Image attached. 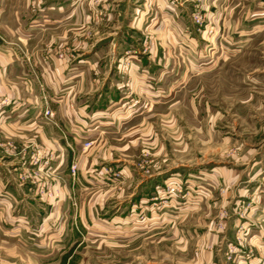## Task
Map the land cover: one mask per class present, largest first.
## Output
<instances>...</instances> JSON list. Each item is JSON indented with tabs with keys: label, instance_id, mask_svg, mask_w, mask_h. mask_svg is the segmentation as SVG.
Here are the masks:
<instances>
[{
	"label": "crops",
	"instance_id": "crops-1",
	"mask_svg": "<svg viewBox=\"0 0 264 264\" xmlns=\"http://www.w3.org/2000/svg\"><path fill=\"white\" fill-rule=\"evenodd\" d=\"M201 1L205 11L215 16L212 40L230 43L234 39L241 48L258 35L264 41V0ZM66 2L58 0L42 4L40 12L46 19L48 11H66ZM181 10L183 6L178 8L166 0H156L155 14L160 13L162 17L161 20L153 17L156 30L165 27H190L192 30L190 23L186 26L185 23L181 25L178 18H164L165 14L177 17L174 13ZM6 12L4 2L0 0V19ZM45 19L39 23L35 19L29 20L28 29L19 24L13 26V38L23 44L35 43V40L42 42L46 38L36 35L38 32L60 26L64 21L59 17V20L54 19L59 22L52 25ZM192 35V31H188L186 38L192 41ZM172 37V32L158 36L154 49L140 55L126 70L121 67L119 61L123 53L118 50L122 45L130 44L132 39L124 34L107 37L110 42L107 52H102L105 50L101 47L102 39L90 53L76 50L69 54V59L59 58L53 51L47 52L36 46L30 49L23 62L20 54L0 44V264H69L62 257L75 239H83L85 235L103 236L99 228L101 222L116 224L124 221L121 230L126 236L136 232L126 225L128 221L132 225L133 220L139 222L140 227L136 228L139 232L163 228L165 220H170L171 224L184 221L179 227L173 226V232L184 244L194 242L185 264H264L263 70L253 68L249 72L246 85L250 91L246 98L234 103L236 113L231 121L237 124L235 131L232 130L234 126L227 125L230 123L228 115L220 117L221 130L214 131L211 126L210 130L204 128L196 143L189 131L188 137L181 138V129L186 126L178 127V135H173L179 136L182 150L178 146V150L170 154L164 141L159 142L157 137L156 154L161 158L157 171L144 176L138 184L135 181L132 186L135 188L126 195L107 189L116 183L107 180L101 168L95 165L94 146L88 154L80 156L77 174L70 177V160L65 155L69 157L79 150L89 149L96 139L110 137L136 119L144 120L141 115L147 111L143 110V104L148 99L152 108L165 102H171L168 106H173L178 102L176 95L190 86V81L187 85L182 79L187 71L195 77L212 69L206 59L197 70L189 68V63L180 64L179 57L183 59L186 55L173 49ZM198 39L207 37L198 35L196 42ZM245 55L244 50L238 53L242 59ZM45 106L53 110L52 118L43 114ZM244 107L246 114L242 110ZM179 120L171 115L162 116L164 123H181ZM247 120L251 121V127ZM214 122L207 120V123ZM140 134L147 138L146 132ZM5 139L19 141H11L15 149L9 153L2 147ZM85 140L91 144L83 148ZM36 141L42 143L38 148L45 155H56L57 158L51 173L59 174L62 179L48 183L57 191L52 199H40L33 184L20 182L17 178L18 169L36 148ZM229 145L235 147L234 154H228ZM114 162L115 159L109 157L103 166L113 167ZM123 167L121 181L132 177L129 164ZM174 173L187 175L189 181L203 182L201 179H204V187L209 189L205 203L209 208L218 205L225 210V228L216 229L215 214H209L207 210L202 226L196 227L188 218L191 208L165 212L164 207L153 206L158 187ZM70 189L77 194L75 205L68 194ZM135 206L139 212H133ZM137 215L141 216L139 220ZM118 230L116 227L110 232L121 231ZM230 250L233 258L227 259ZM246 253H251L249 258ZM149 264L160 263L151 261Z\"/></svg>",
	"mask_w": 264,
	"mask_h": 264
},
{
	"label": "rangeland",
	"instance_id": "rangeland-1",
	"mask_svg": "<svg viewBox=\"0 0 264 264\" xmlns=\"http://www.w3.org/2000/svg\"><path fill=\"white\" fill-rule=\"evenodd\" d=\"M57 1L3 0L7 12L0 19V44L8 46L10 51L20 54L24 59L23 62H26V54L30 49L36 46H41L47 52L53 51L59 58L68 57L69 59V54L76 50L83 54L90 53L102 39L101 47L105 48L102 52H107L109 49L106 47H110L108 46L110 42L106 40L107 37H118L124 34L132 39L130 44L125 47L122 45L118 50V52L123 53L119 62L122 69L126 70L131 67L134 61H138L140 55L150 53L154 49L159 40L157 39L158 36L163 37L172 32L174 36L172 40L174 39L175 46L170 47L186 55L183 56V59L179 57L180 64L189 63V68L197 70L196 68L206 59L212 66V69L204 74L193 77L191 76L193 73L187 71L182 76L187 85L190 81L189 90L177 94L175 101L178 102L173 106H168L171 102H165L157 108H152L148 103L150 99H148L143 104V110L147 111L141 115L144 120L136 119L134 123L119 128L110 137L104 136L105 138L96 139L89 149L79 150L69 157L64 156L70 162L75 161L79 164L80 156L88 154L94 146L95 149L92 152L96 154V166L103 167L109 157L115 159L114 165H112V169L115 171H121L124 164H129L132 169L130 172L132 177L129 179L120 180L124 175L122 171L119 177H108L107 180L116 183L114 186L107 187V189L111 188L114 193L122 192L126 195L135 188L132 187L135 181L138 184L144 179V176H149L157 171L161 162V158L156 154L157 137L159 142L164 141L165 148L170 154L172 151H177L178 146L181 149L178 142L179 136L174 137L175 135H173L177 134L178 127L186 126L185 129H181V138L188 137L187 131H189L190 136L195 137L194 142L196 143L197 139L202 137L204 128L210 130L209 126H211L213 130H221L219 121L221 115L230 117L229 122L233 125L228 123V126L237 125L231 121L235 118L236 113L234 103L238 99L246 98L250 91L246 85L249 72L253 68H258L264 72V41L262 36L258 35L256 39L244 44V48L237 45L234 39L230 43L212 40L210 36L214 35L215 32V16L213 13L205 11V4L201 0H166L178 8L183 6V10L174 13L177 14V17L164 13V18H178L181 25L185 23L186 26H189L188 23H190L192 30L190 27H181V29L165 27L160 29V32L156 30V24L153 21V17L158 18L157 20L162 18L160 13L155 14L156 0H67L66 11H48L45 13V19L44 13L40 12V6ZM231 2L234 3L235 0H231ZM197 16H200L202 25L195 22ZM59 17L64 20L60 26L51 27V29L44 30L45 32L40 31L36 34L42 39L46 38L42 42L35 40V43L33 41L23 44L13 38L11 32L13 26L19 24L28 29L30 25L27 22L34 19L37 23L44 19L49 20L52 25H55L59 21L54 22V19L59 20ZM188 31L193 33L192 41L186 38ZM198 35L207 37V39H198L196 42ZM47 38L53 40L49 42ZM241 50L246 52L244 59L238 56ZM175 53L177 52L175 51ZM96 73L98 74V72ZM194 88L196 90L191 91ZM242 110L246 114L247 108L244 107ZM168 115L178 117L181 123H164L162 116ZM210 119L215 121L214 124L207 123V120ZM247 123L251 127V121L247 120ZM232 130L235 131V126ZM144 132L147 134L146 139L142 137L143 134H140ZM4 141L3 148L8 142H19L15 139H5ZM182 141L185 142L184 139ZM36 143L35 149H39L42 155L40 160L43 161L48 158L47 165H50V168L55 166L56 155L52 157L49 154L45 155L38 148L42 143L40 141H36ZM108 149L111 155L108 154ZM227 150L228 154H234L235 147L229 145ZM31 153L28 155L26 163L23 164L24 166L27 165ZM49 176L48 183L52 180L62 179L56 173H50ZM70 177L72 178L71 174ZM166 179L171 184L168 188L164 186V183L158 187V193L154 195L155 198L153 197L152 200L155 203L153 206L164 207L165 212H170L169 210L184 211L191 208L188 211L190 212L188 218L190 217V222L195 223L196 227L203 224L204 211L207 210L206 212L209 214H215L214 227L216 229L225 228V210L218 205L216 208H209L205 203L209 189L204 187V179H201L203 182L193 180L191 182L187 179V175L183 177L180 173H174ZM216 191L220 192L218 188ZM68 194L75 202L76 191L70 189ZM237 211L238 213L241 212ZM133 212H139V208L135 206ZM140 218L141 216L137 215V220ZM123 223L124 221L116 224L101 222L99 228L104 233L103 236L85 235L83 239H75L62 259H67L69 264H149L151 261H159L160 264H185L184 262L188 260L187 254L193 250L194 242L184 244L178 234L173 232V226L179 227L184 221L177 220L175 224H171L170 220L168 222L165 220L163 228L145 232H139L136 229L140 227L139 222L133 220L131 225L128 221L126 225L136 232L126 236L121 230L124 228ZM116 227L119 229L118 231H121L110 232ZM250 254L246 253L245 255L249 258ZM226 258H233L230 251Z\"/></svg>",
	"mask_w": 264,
	"mask_h": 264
},
{
	"label": "built area",
	"instance_id": "built-area-1",
	"mask_svg": "<svg viewBox=\"0 0 264 264\" xmlns=\"http://www.w3.org/2000/svg\"><path fill=\"white\" fill-rule=\"evenodd\" d=\"M195 22L202 25V20H200V16L196 17ZM43 114L48 118H52L54 116V112L49 106L44 107ZM90 144L91 141L85 140L83 141L82 146L83 148H86ZM14 149L15 146L10 142L4 145V151L6 153H9ZM41 156L42 155L40 150L34 149V151H32L30 155L29 160L27 161V165L18 169L17 178L20 182L28 181L33 184L35 186L36 193L40 197V199L47 200L54 198V196L57 195V191L54 188H51V186L48 184V178L50 177L49 175L51 173L50 165H47L48 158L46 157V160L41 161ZM77 169V162L71 161L69 164V173L72 177L76 176ZM100 170H102V173L107 179L109 176L119 177V174L121 173V171H115V169H112L111 166H103ZM163 183L166 188H168V186L171 184L168 179L164 180ZM70 200L71 203L74 205V200H72L71 198Z\"/></svg>",
	"mask_w": 264,
	"mask_h": 264
}]
</instances>
